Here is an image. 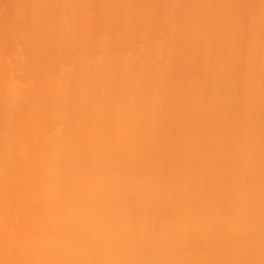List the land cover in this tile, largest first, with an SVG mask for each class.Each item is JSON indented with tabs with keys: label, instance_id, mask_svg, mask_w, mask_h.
Masks as SVG:
<instances>
[{
	"label": "bare ground",
	"instance_id": "obj_1",
	"mask_svg": "<svg viewBox=\"0 0 264 264\" xmlns=\"http://www.w3.org/2000/svg\"><path fill=\"white\" fill-rule=\"evenodd\" d=\"M94 1L14 0L12 28L4 30L0 24V264H89L92 257L99 264H158L140 256L139 246L124 243L118 227L127 226L132 219L135 226L129 230L140 236L147 221L165 214L166 206L172 208L167 190L173 186L156 176L160 169L174 176V166H159L158 152L151 148L156 132L150 127L154 121L151 113L159 119L168 103L159 89L161 67L150 63L155 52L164 56L172 52L169 29L179 20L161 28L153 23L172 12L176 0H162L156 9L134 6V13L142 11L138 19L127 15L133 8L129 11L126 5L132 0H111V9H106L110 12L105 10L107 15L101 20L96 17L97 31L92 33L88 27L95 17L94 5H108L110 0ZM260 1V9L251 17L249 37L256 47L264 40V0ZM220 2L207 3V12L216 16L215 21L225 4ZM192 3L188 10L194 8ZM50 5L54 7L48 8ZM217 24L222 26L219 21ZM143 62L149 65L147 73ZM260 64L261 56L255 52L247 90V97L253 99L244 108L245 140L239 146L242 151L261 145L257 157L264 152L258 133L264 121L257 124L259 101L255 100L264 92ZM162 70L168 72V66ZM202 74L191 82L203 90L212 82L205 107L213 119L218 95L230 78ZM203 110L193 108L189 126L180 133L183 142L193 143L202 137ZM95 114L99 117L93 135L80 140ZM138 125H142L140 132ZM100 126L107 131L109 143L104 145ZM66 132L75 136L72 150L59 143ZM205 133L206 141L220 139L217 131L207 129ZM90 143L100 146L101 152L90 154ZM206 144L201 143V149ZM249 158L241 155L236 159L232 190L238 203L253 212L251 221L259 225L264 222L258 217L264 211V183L253 177L256 183L251 182L246 197L250 200L243 199L241 192L250 182L249 173L264 171V162ZM207 167L190 176V187L199 182L210 187L218 170L211 164ZM172 217L174 239L180 244L187 235V224L200 218L206 221L198 211H190L181 220L179 214ZM217 221L226 231L225 223ZM208 226L214 228L212 223ZM205 230V226H196L194 243L201 242ZM8 231L13 232L11 237ZM235 234L226 251L228 259L221 261L214 252L195 258L176 251L166 254L167 264H264V241L256 240L248 250L241 248L242 230ZM158 240L161 245L162 239Z\"/></svg>",
	"mask_w": 264,
	"mask_h": 264
},
{
	"label": "rangeland",
	"instance_id": "obj_2",
	"mask_svg": "<svg viewBox=\"0 0 264 264\" xmlns=\"http://www.w3.org/2000/svg\"><path fill=\"white\" fill-rule=\"evenodd\" d=\"M132 1H128L126 5L127 7L129 6V11L131 6L133 8L130 12L128 11L129 14L127 15L128 18L134 16L137 19L142 15V11L134 13L133 10L135 8L143 10L152 6V9H156L162 2V0ZM211 1H193L194 8L192 7L191 10H188L189 4L192 3L191 0H176V8H173L172 12L164 16V19H154L153 23L155 27L161 28L169 24V22L172 23L179 20L176 26L169 29V37H171L170 50L172 52H169L167 56L155 52L153 61L150 63L161 67L160 71L162 73L160 74V81H158L159 89L162 90L168 103L160 111L159 119H155V114L151 113L154 121L150 124V127L156 132L155 139L152 138L151 140V148L152 152H158L159 166H167L168 164H173L174 166V176H168L161 169L160 171L162 172L156 176L157 179L163 182L167 181L168 184L173 186V189L167 190L172 195V208L164 204V207L166 206L165 214L154 217L150 222L147 221L140 236H137L133 230H129L135 226V221L132 219L127 221V226L120 224L118 233L126 239L123 241L124 243L140 247V250H138L140 256L147 257L149 260H156L158 264H167L166 254L170 252L176 253V251L195 258H203L208 253L214 252L218 254L221 261L228 259L229 255L226 251L231 241L234 240L237 229L242 230L240 237L241 248L249 250L251 249L250 244L256 240L262 239L264 241V222L259 225L253 223L251 221L254 217L253 212L249 211L247 207L245 208L243 204L238 203L239 200H236L235 192L232 190L236 180L232 168L235 166L236 159L241 155H249L251 160L256 159L257 162H264V152H261V157L256 156L258 153L256 150L261 149V145H258L259 147L247 146L242 151L239 150V146L245 140V131L243 130L245 126L243 118L244 108L247 107L248 101L251 102L253 99L247 97V90L249 88L248 83L251 81L252 56L255 52H258L261 56L260 65L264 69V57L262 56V54L264 55V40L257 47L249 40L252 26L251 17L257 8L260 9L259 3L261 1L241 0L236 2L237 0H220L225 4L222 8L218 7V9L220 8V13L217 12L216 14L219 13V15L221 14L220 16H226L227 18H221L217 15V17L219 16L217 21H215L216 16L207 12V3ZM13 2L14 0H0V24L4 30L11 29L14 24ZM232 2H235L236 5H233ZM97 5L98 7L96 4L94 5V10L97 11L93 10V16H95L92 19L93 21L98 19L96 18L97 16L101 20L106 11L111 9L110 6L112 4L110 0L108 5L105 4L109 8H106L104 3L103 5L102 3H97ZM29 6L31 7V4ZM99 6H102V8ZM53 7L54 5L48 6V8ZM138 13L139 15L136 17L135 15ZM169 17H171V21ZM93 21H90L88 28H90L92 33H95L97 31L95 23L98 20L92 23ZM218 21L221 22L222 26H218ZM220 28L224 29L222 30L224 35ZM80 33L84 37L88 35L87 33ZM79 40L82 41V39ZM199 63L202 66L200 69ZM145 64L146 66L143 67H145V73H147L149 65L147 62H143L142 65ZM165 65L168 66L170 73L167 70H162ZM204 66L206 67L204 68ZM171 72L174 73L172 74ZM202 73L213 78H230L224 84L221 94L218 95L219 101L217 106L214 107L216 115L213 119L205 107L209 102L205 97L209 95L213 87L212 82H208L205 90L198 84L195 86L192 83L196 81H193V79L199 78ZM170 74L171 76H169ZM204 74L202 75L204 76ZM167 75L169 76L168 80ZM155 82L157 83V81ZM229 98L230 101L228 102ZM255 100L259 101L256 111V120L259 125L264 121V92ZM196 106L204 108L203 122L199 126L202 137L193 143H186L181 140L180 133L182 129L189 126L192 110ZM93 117L94 119L90 121V125L83 130L80 140L84 141L93 135L99 114H95ZM207 121L208 124L205 125ZM141 126H137L139 132ZM207 129L220 133L218 142L206 141L208 140V135L204 134V132ZM99 131L103 136L104 143L102 144L109 143L106 138V129L100 126ZM258 133L260 134L259 142H264V127H261ZM74 139L73 133L66 132L59 140V143H62L65 148L67 146L68 149L72 150ZM203 142L207 143L206 148L201 149V143ZM87 151L90 154H96L101 152V147L95 143H90ZM208 164L213 167L216 166L218 170L214 178L210 180V187L204 185L203 182H199L194 188L190 187L191 183L188 181L190 176L206 171ZM143 165L144 168L147 167V163ZM224 165L227 166L225 171L223 170ZM251 174L249 173L248 175L250 182L244 187L246 190L241 192L245 200H250V198L246 197L252 189L251 182L256 183V179L257 183L261 185L264 183V171L261 170L255 175ZM253 177H255L254 180ZM238 205H241V207ZM190 211H198L200 216L204 215L203 218L206 216V221H209V223H205L206 221H202V218H200L192 224H187V235L184 242L180 244L174 239L175 234L171 228L172 216L179 214L181 220ZM258 217L264 219V211L260 212ZM217 218L225 223L226 231L217 221ZM211 223L214 228L208 226ZM196 226L206 227L203 239L199 243L193 242V232ZM7 234L11 237L13 232L8 231ZM158 239H162L161 245L158 244ZM14 244H17V242ZM89 264H99V261L92 257L89 260Z\"/></svg>",
	"mask_w": 264,
	"mask_h": 264
}]
</instances>
